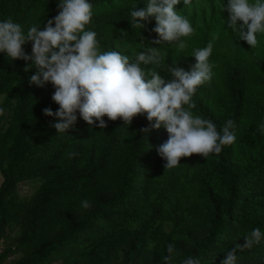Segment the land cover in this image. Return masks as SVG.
I'll return each instance as SVG.
<instances>
[{"label": "trees", "instance_id": "obj_1", "mask_svg": "<svg viewBox=\"0 0 264 264\" xmlns=\"http://www.w3.org/2000/svg\"><path fill=\"white\" fill-rule=\"evenodd\" d=\"M60 2L0 0V22L11 18L25 35L33 25L43 30ZM88 2L93 16L85 30L97 33L99 52L133 59L159 48L160 67H141L166 81L172 59L184 56L192 67L178 42L152 43L159 38L154 17L143 29L132 27L131 11L148 0ZM227 16L214 12L212 26H226L224 37L242 54L213 45L215 76L197 88L191 111L218 132L232 120L236 141L219 155L181 157L170 169L158 152L168 133L163 126L141 131L150 128L146 114L131 125L105 115L100 129L77 112L75 125L58 132L52 125L59 118L43 112L59 108L53 85H30L37 68L25 66L32 62L0 53V264H183L188 257L221 264L246 234L264 233V36L251 48L228 28ZM23 48L31 55V42ZM236 256V264H264V239Z\"/></svg>", "mask_w": 264, "mask_h": 264}, {"label": "clouds", "instance_id": "obj_2", "mask_svg": "<svg viewBox=\"0 0 264 264\" xmlns=\"http://www.w3.org/2000/svg\"><path fill=\"white\" fill-rule=\"evenodd\" d=\"M58 7V15L49 19L43 30L33 25L26 35L11 18L0 22V53H6L13 61L32 62L25 66V71L33 65L37 68L30 76V85L44 87L51 83L55 88L52 100L59 108L56 112L45 108L43 112L59 118L52 125L58 132L75 125L77 112L89 126L100 129L107 127L105 115L111 121L119 118L131 125L134 117L146 114L150 128L141 131L147 134L163 126L168 133V140L158 148L167 162L166 169L178 166L181 157L219 155L225 146L235 143L234 122L228 120L218 132L211 120L193 115L191 110L196 105L192 97L199 86L215 76L211 59L214 44L226 55L242 54V48L235 49L224 37L226 26H212L214 12L227 13L228 28L255 48L259 37L264 36V0H148L142 9L135 7L131 11L133 28H145L154 17L156 26L152 31L159 38L152 43L178 42V47L184 48L183 54L194 59L191 68L184 56L172 59L176 62L166 71L170 77L167 81L155 70L141 67H160L159 48L147 47L133 59L118 51L101 53L97 33L85 30L92 20V4L88 0H61ZM175 7H181L184 14H178ZM207 16L208 20L201 19ZM198 33L199 38L194 40ZM28 42L32 44L31 55L23 48ZM3 113L0 108V115ZM259 131L264 134V124ZM81 206L87 209L90 203L83 200ZM243 239V244L235 243L225 254L221 264H236L237 250L260 244L264 233L255 228ZM172 251L173 246L169 245L168 252ZM183 264H200V260L188 257Z\"/></svg>", "mask_w": 264, "mask_h": 264}, {"label": "rangeland", "instance_id": "obj_3", "mask_svg": "<svg viewBox=\"0 0 264 264\" xmlns=\"http://www.w3.org/2000/svg\"><path fill=\"white\" fill-rule=\"evenodd\" d=\"M24 190H25V191H29V187H28L27 184L24 186Z\"/></svg>", "mask_w": 264, "mask_h": 264}]
</instances>
